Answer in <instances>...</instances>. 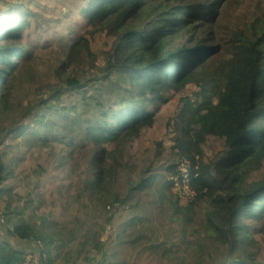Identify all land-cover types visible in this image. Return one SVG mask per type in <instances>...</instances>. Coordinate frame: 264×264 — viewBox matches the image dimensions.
Wrapping results in <instances>:
<instances>
[{
    "label": "trees",
    "instance_id": "16d2710c",
    "mask_svg": "<svg viewBox=\"0 0 264 264\" xmlns=\"http://www.w3.org/2000/svg\"><path fill=\"white\" fill-rule=\"evenodd\" d=\"M228 3L231 0H79V15L89 29L74 41L63 68L83 61L94 65L98 61V55L91 49L93 35L106 33L116 37L117 43L107 57V64L99 68L107 74L99 86L107 90L115 72H122L127 78L123 100L116 104L102 95L88 97L86 88L92 83L68 77L63 80L66 88L54 90L58 102L45 101L39 113L15 130L21 136L29 134L31 144L43 143L42 147L49 144L50 147L43 148L49 152L59 147L64 157L75 155L81 145L64 130L56 132V126L63 122L68 124L72 121L68 113L78 112V106L62 105L65 91H82L87 100L85 105L95 112L81 135L95 151L91 159H86L88 170L83 176V191L108 210L129 203L116 190L123 163L118 152L110 148L117 145L124 148L142 128L154 124L159 108L169 102V87L176 92L190 85L199 87L205 103L199 109L188 103L181 117L189 118L190 123L176 122V141L180 147L177 160L190 161L189 185L198 192L200 200L210 198L213 209L205 211L204 219H198L180 212V206L175 205L173 211L180 214L178 223L182 226L177 228L178 236L173 237L184 235L181 243L177 240L155 243L150 237L143 238L146 244L154 243L150 249L177 264H207L209 243L220 252L230 254L233 261L229 264L261 263L258 258L263 245L245 220L257 221L264 217V179L250 184L247 181L264 165V126L260 130L255 128L264 123V3L252 12L245 11L232 25L222 26L220 20L228 14ZM146 17L158 18L148 26ZM52 24L42 13L29 10L22 13V9H11L5 18L0 17L1 102L9 104L13 94L20 66V62H15L25 56L23 39L35 31L49 30ZM190 38L194 42L189 46L185 43ZM3 41L14 44L4 45ZM179 61L185 64L177 66ZM7 130L0 126V137ZM215 137H225L234 150L229 160L224 159L217 165L218 176L207 174L200 160L202 148ZM0 166V199L6 203L8 224L20 239L41 243L53 264L52 247L59 235V224L49 222L48 216L41 227L27 220V211L37 204L34 199L13 209L14 197L17 195L19 201L23 198L14 194L15 187L1 188L15 173L12 166H9L10 171L2 162ZM165 178L166 175L151 173L131 191L157 189L163 191V198L170 197L161 186ZM113 219L109 217L110 222ZM143 222L137 216L123 229L133 237L135 228ZM141 234L136 239L142 237ZM97 241L99 250L105 248L101 239ZM112 244L110 238L107 249ZM34 245L32 248L36 250L38 247ZM1 256L5 260L2 263L0 259V264H25L29 257L13 247L5 250L0 245ZM82 259L72 263L77 264ZM84 259L86 263L89 261Z\"/></svg>",
    "mask_w": 264,
    "mask_h": 264
},
{
    "label": "rangeland",
    "instance_id": "374dc122",
    "mask_svg": "<svg viewBox=\"0 0 264 264\" xmlns=\"http://www.w3.org/2000/svg\"><path fill=\"white\" fill-rule=\"evenodd\" d=\"M78 2L79 0H0L2 18H5L11 9H22V13L28 10L40 12L53 23L47 31H35L25 36V56L15 62H20V66L16 71L17 81L14 83L13 94L9 104L0 101V126L8 129L0 137V162L8 166V171L9 166H12L15 173L13 178L3 182L1 186L12 184L17 190L16 193L25 198V201L38 200L36 206L30 208L25 215L32 224L41 227L43 219L47 216L49 222L55 221L59 224V235L52 252L58 258L62 256L63 262L57 258L53 264H73L75 259L79 258H83L79 264L85 262L84 258L89 260L86 264H177L175 260L164 259L150 249L154 243L146 244L143 238L150 237L157 243L175 240L181 243L184 235L177 237V228L182 225L178 223L180 214L173 211L175 205L180 206V212L190 213L198 219H204L205 211L213 209L210 198L200 200L197 191L195 195L189 194L187 188L192 187L186 180L190 161L180 163L177 160L180 147L176 141V122H184L187 125L190 123L189 118L181 117L188 103L197 109L205 103L206 98L199 87L190 85L180 92L169 87V102L159 108L154 124L142 128L136 138H130L125 143L124 148H120V145L110 148V151L118 152L123 163L120 179L115 185L116 190L123 194L129 203L118 204L108 210L100 207L89 193L83 191V176L88 170L86 159H91L95 151L81 135L95 112L93 113V108L85 105L87 100L83 98L82 91H65L62 105L67 108L78 106V112L68 113L72 119L68 124L63 122L62 125L56 126V132L64 130L75 143L81 145L75 155L64 157L59 147H54V151L49 152L47 148L43 149L45 146L50 147L49 144L45 143L44 147L43 143L31 144L29 134L21 136L15 132L20 124L40 112L39 108L45 101L58 102L54 90L66 88L63 80L68 77H76L86 84L92 83L86 88L88 97L102 95L116 104H121L123 100V87L127 78L122 72H115L114 80L108 83L107 90L99 86L107 76L99 68L107 64V57L117 43L116 37L106 33L93 35L91 49L98 55V61L94 65L89 61H83L81 64L68 63L69 65L63 68L74 41L89 29L83 17L79 15ZM263 3L264 0H231L226 11L228 14L221 18L220 24L232 25L244 16L245 11L252 12L256 6ZM157 18L146 17L145 23L149 26L152 20ZM206 36L209 37L208 34ZM193 42V38H190L185 44L190 46ZM1 43L10 46L14 44L11 41ZM184 64L179 61L176 65L182 67ZM262 126L264 123L255 128L260 130ZM233 153L234 150L225 137L210 139L200 153L205 172L218 176L217 165L224 159L229 160ZM196 158L198 159V156ZM151 173L166 175L161 186L169 192L170 197L163 198V191L157 189L131 191ZM263 179L264 165L247 181L250 184ZM71 180L74 182L70 184ZM14 199L16 202L12 205L13 209L24 205L22 200L17 199V195ZM1 203L0 216L5 218V226L12 228L7 221L6 203ZM112 216L114 219L110 222L109 217ZM137 216L144 222L138 224L132 237L130 232H125L123 228L127 220L129 222ZM245 221L251 225L254 237L263 245L258 261L264 264V217L257 221ZM140 232L142 237L136 239ZM176 234L177 236L173 237ZM110 238L113 239V244L107 249ZM98 239H101L105 248L98 249ZM13 244L10 237L0 234V245L5 250L9 247L15 248ZM39 246L43 249L46 261L50 263L46 249L41 243ZM58 246L62 247L58 249ZM208 249L210 259L207 264H229L233 261L230 254L220 252L211 243L208 244ZM39 253V250H29L28 259L35 260ZM0 259L2 263L5 260L3 256Z\"/></svg>",
    "mask_w": 264,
    "mask_h": 264
},
{
    "label": "crops",
    "instance_id": "0c3cea01",
    "mask_svg": "<svg viewBox=\"0 0 264 264\" xmlns=\"http://www.w3.org/2000/svg\"><path fill=\"white\" fill-rule=\"evenodd\" d=\"M6 187L7 188H13L14 186H12V184H11V186H4V187L1 186V188H6ZM16 191L17 190L15 189L14 190V194L16 193ZM28 201H25V198H23V204H24V202H28ZM1 202L2 201L0 199V205L2 204ZM36 202H38V200H36ZM0 225H2V226H0V234L8 236V237L11 238V240L14 243L13 244L14 247H15L14 249L16 251L25 252L26 254L30 255L29 254V250L31 251V248L33 247L34 244H36V245H34V247H38L37 249L35 248L36 250H39V251L42 250L43 251V249L39 246V243L37 241H34V240H22V239H20L18 236H16L14 234L13 227L12 228H8V227H6L5 225H3L1 223H0ZM126 225H128V220H127ZM7 241H9V240H7ZM52 256H53V258H55V260L58 258L57 256H54V254ZM58 260H62V262H63V257L61 256L60 258H58ZM79 263H81V261H79L77 264H79ZM63 264H65V263H63ZM83 264H86V262H84Z\"/></svg>",
    "mask_w": 264,
    "mask_h": 264
},
{
    "label": "built area",
    "instance_id": "2783aa9c",
    "mask_svg": "<svg viewBox=\"0 0 264 264\" xmlns=\"http://www.w3.org/2000/svg\"><path fill=\"white\" fill-rule=\"evenodd\" d=\"M186 181H187V183L189 182V172H188V178H187ZM187 190L189 191L190 195H195L196 194V191L193 188L191 189V188L188 187ZM0 223L4 224L5 223V218L2 219L1 216H0ZM6 227L10 228L9 225H7ZM39 252L40 253L37 256V258H35V256H33L35 258V260L32 261V259H27L25 264H50L48 261H46L44 252H42V250H40Z\"/></svg>",
    "mask_w": 264,
    "mask_h": 264
}]
</instances>
